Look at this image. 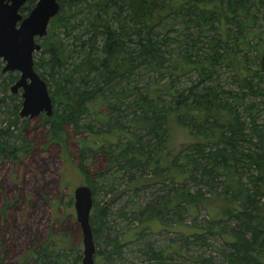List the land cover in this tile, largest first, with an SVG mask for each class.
I'll use <instances>...</instances> for the list:
<instances>
[{
    "label": "trees",
    "instance_id": "obj_1",
    "mask_svg": "<svg viewBox=\"0 0 264 264\" xmlns=\"http://www.w3.org/2000/svg\"><path fill=\"white\" fill-rule=\"evenodd\" d=\"M37 1L30 0L20 11L29 14ZM59 1L61 10L35 53L36 69L54 101V114H41L49 141L67 148L69 127L77 134L89 130L90 139L76 141L79 170L88 177L93 196L96 182L84 163V149L110 154L111 165L118 166L114 177L129 176L132 190L154 182L168 188L153 204L134 205L132 219L138 224L125 225L121 238H101L111 212L95 203L91 224L97 250L104 243L109 248L106 259L114 254L121 258L127 243L147 229L169 230L164 219L171 216L178 224L182 213H195L202 205L211 226L192 225L193 236L220 232L228 246L213 245L219 261L197 255L193 264H264V26L255 27L257 16L264 22V0ZM178 18L181 29L188 31L182 40L169 35ZM194 28L200 36L213 34L203 53ZM173 39L176 47L171 46ZM254 47L258 54L251 58ZM4 65L0 59V75L12 86L19 72L5 73ZM225 70L231 75L222 78ZM194 74L187 85H180L183 77ZM22 101L7 91L0 97V110L15 117L0 127V164L31 148L28 139L15 142ZM99 107L105 110L100 115ZM93 113L102 125L97 132L83 122ZM29 121L25 118L19 129ZM173 121L194 139L176 154L169 145ZM146 169L152 171L149 183L143 179ZM60 240L62 244L52 233L38 244L31 250V264H70V253L78 249L71 240ZM143 251L155 264H173L164 253L168 248L156 253L150 242Z\"/></svg>",
    "mask_w": 264,
    "mask_h": 264
},
{
    "label": "rangeland",
    "instance_id": "obj_2",
    "mask_svg": "<svg viewBox=\"0 0 264 264\" xmlns=\"http://www.w3.org/2000/svg\"><path fill=\"white\" fill-rule=\"evenodd\" d=\"M22 14L24 17L28 15ZM257 17L258 22L255 27L262 26L263 28L264 22L260 16ZM180 20L181 18L174 20L175 24L170 26L169 32L170 37L177 35V40H182L184 35L188 34V31L181 29ZM193 32H197V29L194 28ZM197 34L198 32L195 34L196 39L201 41V46L205 47L201 50L203 53L208 49L206 47L211 40L210 35L213 34L206 33L209 34L208 37ZM64 36L63 38L67 40ZM172 42L171 46L176 47L177 41L173 39ZM252 43L256 45L258 39L256 38ZM178 51L179 49L176 48L175 53ZM257 54L258 51L255 47L251 49V58ZM34 59H36L35 54ZM225 71L222 73V78L231 75L230 72ZM195 76L194 74L183 77L180 85H187L190 79ZM8 82L9 79L6 75H0V97L5 96L6 91L12 94L11 85H8ZM17 94L22 97L21 90ZM98 112L100 115L105 110L99 107ZM19 118L15 131L20 137L13 138L12 141L15 139L17 144H22L24 139H28L31 148L19 159L5 160L0 164V264H31L32 260H29L31 250L38 244L47 241L52 233L61 244L60 239L62 238L71 240L72 246L78 251H72L68 261L70 264H82L83 232L77 222L74 191L77 186L82 184L90 186V183L88 177L79 170L78 165L82 158L76 140L81 137L90 139V132L84 130L81 134H77L69 127V141L67 148H64L49 141L47 127L43 125L41 115L34 118L28 117L30 121L22 129L19 127L22 126L25 118L21 116ZM14 119L15 117L9 111L0 110V127H6ZM83 122L91 124L96 132L102 129L95 113L89 114ZM170 124L169 145L171 153L176 154L194 139L186 127L174 121ZM84 152L87 171L92 176V180L96 182L94 205L95 203L107 205V214L111 212L105 216L107 226L100 230L101 238H105L108 234L121 238L122 233L126 230L125 225L134 228L138 224V220L132 219L135 212L132 210L134 205L143 204L145 207L147 204H153L154 200L164 194L168 188L162 182H154L148 187H142L137 191L132 190L135 184L130 183L129 176L114 177L118 166L111 165L110 154L91 149H84ZM149 178H152V171L146 169L143 179L148 180H144V182L149 183ZM170 183L171 181L168 182V184ZM134 191L136 195L132 196ZM262 201L264 203V198ZM6 204L10 206L6 207ZM93 209L91 214H93ZM164 220L168 223L169 230L158 228L153 232L147 229L144 236L127 243L121 258L114 254L111 258L106 259L105 255L109 248L104 243H100L95 256V264H146L149 259L143 250L147 249L150 242L156 253L168 248L169 251L164 253H169L168 257L172 259L170 260L173 264H193V257L197 255L213 257L217 262L220 254L213 245L221 248L228 246L220 232L207 234L199 239H195L193 236L195 228L191 227L192 225L196 227L211 226L208 212L202 205L195 209V213L186 211L182 213L181 221L178 224H175L171 216ZM230 224V227H236V221H232ZM78 254L82 255L81 260H79ZM149 261L151 264H155V260Z\"/></svg>",
    "mask_w": 264,
    "mask_h": 264
},
{
    "label": "water",
    "instance_id": "obj_3",
    "mask_svg": "<svg viewBox=\"0 0 264 264\" xmlns=\"http://www.w3.org/2000/svg\"><path fill=\"white\" fill-rule=\"evenodd\" d=\"M30 0H0V59L5 62L3 72L17 71L19 79L11 86V92L21 90L20 116L34 118L45 113L54 114V101L49 84L36 69L34 54L42 49L38 39L48 34L51 20L59 14V0H38L24 17L21 8ZM264 72V51L261 57ZM77 222L83 232L82 264H95L97 246L91 224L94 206L92 188L87 184L74 191Z\"/></svg>",
    "mask_w": 264,
    "mask_h": 264
}]
</instances>
